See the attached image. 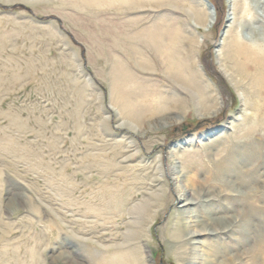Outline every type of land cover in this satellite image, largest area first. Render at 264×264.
<instances>
[{
	"label": "rangeland",
	"instance_id": "obj_1",
	"mask_svg": "<svg viewBox=\"0 0 264 264\" xmlns=\"http://www.w3.org/2000/svg\"><path fill=\"white\" fill-rule=\"evenodd\" d=\"M262 11L0 0V264H264Z\"/></svg>",
	"mask_w": 264,
	"mask_h": 264
},
{
	"label": "bare ground",
	"instance_id": "obj_2",
	"mask_svg": "<svg viewBox=\"0 0 264 264\" xmlns=\"http://www.w3.org/2000/svg\"><path fill=\"white\" fill-rule=\"evenodd\" d=\"M260 2L262 3V6L264 8V0H260ZM231 3L234 4L235 3V0H229V4H231ZM262 13H264V12L262 11ZM201 21H202V24L200 23L201 24L200 27L202 29H206V28L210 29L212 27V24H213V16L212 15H209V18L208 19H206L205 21H203V20H201ZM257 31L260 32V28H257ZM250 40L255 43V47H257L258 50H252L251 51L250 48H247L249 50H247L246 48H244L245 49L244 50L242 48V50H244L243 52H245V54H247L252 59V61L255 63V67L256 68H259L261 66L260 65V61H259V58L264 53V44L261 45L260 43H258V40L259 39H256V38H255V40H254V38H250ZM242 73H244V71ZM255 75H256L255 76V82L257 84L259 83L258 89L260 90L261 93L262 92L264 93V73L263 72L262 73L260 72V73H257ZM170 168H171V174L170 175H171L172 183L174 185V190H176V192H177L176 194H177L178 199L181 200L179 207L182 208L183 210H187L188 209V206L191 204V201H190L191 199H186V195H187L186 194V189L183 187V185H181V178L177 175V173L175 172V168L173 166L170 167ZM191 234H192L191 235V238H192L193 241H195L197 239L196 238L197 236L202 235V233L199 232V231H193Z\"/></svg>",
	"mask_w": 264,
	"mask_h": 264
}]
</instances>
